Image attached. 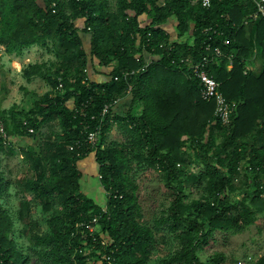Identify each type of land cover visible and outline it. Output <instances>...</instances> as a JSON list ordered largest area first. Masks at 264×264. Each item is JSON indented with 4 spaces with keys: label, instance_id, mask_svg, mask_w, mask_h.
Masks as SVG:
<instances>
[{
    "label": "trees",
    "instance_id": "obj_1",
    "mask_svg": "<svg viewBox=\"0 0 264 264\" xmlns=\"http://www.w3.org/2000/svg\"><path fill=\"white\" fill-rule=\"evenodd\" d=\"M251 9L247 0H210L208 8L192 0H0L4 54L21 58L38 47L51 55L20 71L48 90L35 95L22 87V100L0 109L7 136L0 138L3 264H148L152 229L166 230L177 244L161 264H226L220 255L206 263L197 251L214 234L244 232L264 213V17L245 23ZM203 58L230 104L227 125L214 116L213 101L200 98L193 72ZM97 74L108 80H92ZM120 101L126 106L116 114ZM97 126L90 146L86 133ZM43 127L52 130L22 151L31 176L17 182L21 201L10 214L2 155L16 153L9 137L34 139ZM113 128L122 141L107 139ZM89 155L104 204L81 189L77 163ZM137 170L155 172L166 190L168 204L152 227L138 220L130 174ZM240 177L242 188L234 183ZM191 189L197 198L187 202ZM236 190L241 198L230 199ZM31 201L46 217L42 233L31 231ZM94 218L99 232L79 227ZM16 222L23 251L13 237ZM252 264H264V256Z\"/></svg>",
    "mask_w": 264,
    "mask_h": 264
},
{
    "label": "rangeland",
    "instance_id": "obj_2",
    "mask_svg": "<svg viewBox=\"0 0 264 264\" xmlns=\"http://www.w3.org/2000/svg\"><path fill=\"white\" fill-rule=\"evenodd\" d=\"M25 65L28 63H39L47 61L51 58V55L46 53L43 49L38 47H30L24 53ZM5 61V58L2 60ZM17 67V63L15 64ZM22 66V64H21ZM5 70V73L2 76V87L7 89L8 97L6 98V105L1 104L4 107H10L12 104H18L22 98L23 93L21 88L24 87L29 91H32L35 95H42L48 89L46 84L40 80L35 79L31 82L25 81L21 74L20 70L10 68ZM2 90H0V93ZM1 97V94H0ZM0 105V106H1ZM1 106V107H2ZM52 130V127H43L39 131L37 138H28L23 137H12L10 141L12 147L15 150V155L10 156L8 159V164L6 165L5 159L3 164L8 166V190L11 191L9 199L5 198V206L9 209L10 214H13L15 210L18 209L21 198H18L14 193L16 188H18V181L23 180L31 176V170L28 167V164L22 160V151H25L29 145L35 146L37 148L38 144L42 142L45 136ZM107 139L122 141V134L116 129L113 128L108 134ZM87 159H92V156L89 155ZM197 166H200V163H197ZM195 171H198V168H194ZM135 180L136 185L138 186L137 196L139 203V212L140 217L138 218L139 222L144 223L147 226L152 227L153 220L159 216L160 210L164 209L168 202L166 198V190L164 189L163 182L155 172L152 170L147 171H132L130 173ZM84 180L87 182V185L84 183ZM81 187L88 196L93 195L97 203H105L104 194L102 188L97 180L96 175H90L88 177L81 178ZM234 183L238 188L243 187L242 178H235ZM15 186V188H14ZM5 189V188H4ZM91 190L93 192H91ZM198 191L191 189L187 202H191L193 199L197 198ZM241 193L236 190L232 195L229 196L230 199L241 198ZM21 197L29 199L31 196L27 192H23ZM93 198V197H92ZM31 213V231L32 233H42L46 230L45 216L39 210L36 203L31 201L30 205ZM22 225L19 222L14 224L13 228V237L15 236L17 243L21 245L22 251L27 248V241L22 237L20 230ZM154 233L155 243L151 247L150 258L148 264H161V260L171 254L177 247L176 241L173 236L169 234L166 230L161 232H156L152 229ZM214 241L209 244V246L200 249L197 251L199 258L206 262L210 263L214 255H220L219 258L222 262L226 264H237L239 261L250 260L252 258H257L264 256V213H257L255 222L250 225L244 232L238 234H214ZM19 247V246H18Z\"/></svg>",
    "mask_w": 264,
    "mask_h": 264
},
{
    "label": "built area",
    "instance_id": "obj_3",
    "mask_svg": "<svg viewBox=\"0 0 264 264\" xmlns=\"http://www.w3.org/2000/svg\"><path fill=\"white\" fill-rule=\"evenodd\" d=\"M197 1L200 3V5L204 8H208L210 6V0H192ZM248 2H251L252 9L250 13L247 16V20L255 21L261 17H264V0H247ZM211 31V29L206 28L203 30L204 33H207ZM216 54L219 55L218 50H216ZM207 62L206 58L202 59L201 65L200 63L197 64L193 74L194 76L199 79L201 83V90H200V98L204 101H213L215 104L214 109V116L219 119L222 125H227L229 123V114L231 111L230 104H228L221 93L218 92V83L215 82V80L210 76L205 70H204V64ZM61 85H59V88ZM111 105H105L100 113V117L103 118L108 113V110ZM80 115H84V109L81 107L80 110H78ZM77 112V111H76ZM92 119V118H91ZM100 131V127L97 126L93 130L88 131L86 133L85 142L89 144L90 146H94L97 142V137ZM31 132V130H29ZM0 138L3 140H7L6 133L4 131V128L2 125H0ZM102 211H105L104 209ZM97 219H92L91 221L82 222L79 224V227L84 228L89 233H94L95 231L99 232L98 226H97ZM93 241H95L93 239ZM103 244V242H101ZM260 257H257L258 259ZM254 259V258H253ZM253 259L239 261L237 264H252ZM0 264H3V261L0 257Z\"/></svg>",
    "mask_w": 264,
    "mask_h": 264
},
{
    "label": "crops",
    "instance_id": "obj_4",
    "mask_svg": "<svg viewBox=\"0 0 264 264\" xmlns=\"http://www.w3.org/2000/svg\"><path fill=\"white\" fill-rule=\"evenodd\" d=\"M77 25H79L78 22H77ZM167 29H168L169 33L171 34V37L174 38L175 37L174 28H173L171 22H169V24L167 25ZM85 46H87V45H85ZM4 48H5L4 45H0V90H2V92L0 93L1 94L0 105L3 103V105L5 106L6 105V98L8 97V93L9 92H7V89L2 87V83H3L2 76L5 73L6 69H7V71L9 70V67H6V66H9V65H11V67H10L11 69L14 68L16 70H20L21 71V69L25 66V62H23L24 58H25V55H23V57H21V58H10V56L4 54ZM25 52H26V50L24 51V53ZM4 58H5V61H2ZM16 63H17V67H14V66H16L15 65ZM21 64H22V66H21ZM20 71H19V73H20ZM103 71L104 70L101 69V72H103ZM107 73L108 72H105V74H107ZM91 79L94 80V81H97V80L98 81H107L108 80V78L106 76L98 75V74L93 76V77H91ZM1 106H0V109H6V107H4V106L1 107ZM125 106H126V104L123 101H120V104L117 105V107L115 109V113L116 114L121 113L124 110ZM7 108H9V107H7ZM10 138L12 139V137H9V139ZM2 157L5 159V162H6V165H7L8 161L6 159H8L10 156L6 155V154H3ZM77 166H78L80 172L82 173V178L85 177V176L88 177L91 174L94 175L97 172L96 164L94 163L93 159L85 158L83 160H80V161H78ZM7 169H8V166H7ZM7 169H6V174H7V176H9ZM84 183L88 187V184H87V182L85 180H84ZM81 189H82V191H84L82 187H81ZM85 192H87V191H85ZM91 192H93V191L91 190ZM89 197H91V196H89ZM92 197H93V199L95 198L94 197V193H93ZM101 203H99V204H101Z\"/></svg>",
    "mask_w": 264,
    "mask_h": 264
}]
</instances>
